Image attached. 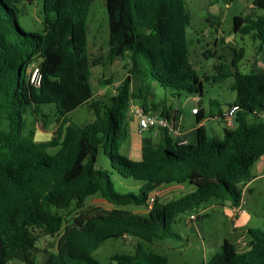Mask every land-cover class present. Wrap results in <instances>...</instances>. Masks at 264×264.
I'll return each instance as SVG.
<instances>
[{
    "label": "trees",
    "instance_id": "trees-1",
    "mask_svg": "<svg viewBox=\"0 0 264 264\" xmlns=\"http://www.w3.org/2000/svg\"><path fill=\"white\" fill-rule=\"evenodd\" d=\"M17 2L0 0V264H98L93 253L105 241L125 237L135 240V250L115 256L119 264H168L144 245L179 238L172 229L179 217L206 210L213 201L238 206L254 179V165L264 157V69L241 73L236 63L243 49L231 64L217 58L212 80H232L235 98L227 108L238 107L233 126H225L220 139H208L199 128L194 143H178L158 130V141L131 161L119 151L128 140L133 101L145 112L169 117L165 104L148 101L153 86L169 90L173 103L202 95L188 58L186 0H106V49L97 56L87 49L92 0H42L41 33L21 29ZM253 7L261 15L233 17L232 31L250 36L264 55V0H254ZM205 21L220 26L217 19ZM116 60L127 62L126 76L114 95L96 96L92 68ZM33 69L40 74L38 86L28 80ZM112 82L102 76L98 85ZM81 107L93 119L77 125L69 114ZM197 113L201 121L203 111ZM38 119L54 124L49 141H35L29 127ZM100 150L121 178L142 183L137 193L115 190L111 173L97 166ZM182 185L191 190L162 202L157 196L148 208L155 191ZM94 198L110 208L90 204ZM40 235L52 241L39 247ZM243 242L223 240L204 264H264V231L248 229Z\"/></svg>",
    "mask_w": 264,
    "mask_h": 264
},
{
    "label": "rangeland",
    "instance_id": "rangeland-1",
    "mask_svg": "<svg viewBox=\"0 0 264 264\" xmlns=\"http://www.w3.org/2000/svg\"><path fill=\"white\" fill-rule=\"evenodd\" d=\"M254 0H186V9L190 15L189 28L187 37L194 35L188 43L189 63L197 72L202 83V95L194 101V96H181L173 107L188 105L195 102L201 107L206 114L211 110L215 116L219 111L225 114L227 105L235 98L234 91L231 90V79H223L220 82H213L212 77L216 74L214 65L217 58L223 62L231 64L235 58V51L244 50V57L236 63L237 69L243 73L260 72L264 68V60L254 63L257 60L259 52L257 51L258 42L252 40L248 35L235 34L232 31L233 17L243 16L250 13L251 17L261 15V11L253 7ZM18 14V24L25 32L41 33L42 31V0H18L16 4ZM209 18L215 23L216 19L220 21V26L216 29L213 24L208 23L205 19ZM217 30V31H216ZM108 35V24L106 14V0H92L89 15L86 21L87 49L89 55L97 56L102 53L100 49H106ZM191 42V43H190ZM104 52V51H103ZM93 76L90 84L93 93L96 96L103 95L98 80L112 77V81L118 83L127 73V62L116 60L111 66L103 68L97 66L92 68ZM207 79H204V78ZM115 88V87H114ZM112 88V89H114ZM108 89H111L108 88ZM169 90H163L155 86L152 93L153 97L149 102L155 104H171ZM112 90H110V95ZM107 95V93H106ZM109 94L107 96H110ZM212 101V104L209 102ZM140 103V101H138ZM30 119L29 113L26 115ZM130 117V116H129ZM72 123L77 125L86 124L93 119V114L86 107L78 108L69 114ZM221 119L212 123H205L207 136H212L210 127L212 124H221ZM30 122V120H29ZM223 124V123H222ZM225 125V124H224ZM34 130L36 142L49 141L54 136L55 126L49 120L43 124L41 119L30 125ZM127 137L132 136L130 124L126 126ZM147 136L145 135L144 138ZM54 153V150L50 151ZM119 154L129 159L124 151L120 149ZM97 166L111 173V180L114 188L120 193H137L141 182L132 179H123L112 170L107 157L100 150L97 155ZM252 191L243 190L242 197L244 200V210L247 211L239 218L237 226L244 224L245 227L259 228L264 231V178H259L250 187ZM159 194V191H158ZM160 194L162 192L160 191ZM159 194V200L166 201L180 197V195ZM217 201L211 202L212 204ZM99 208L108 209V206L98 199L89 202ZM228 203L223 206L228 208ZM134 213L144 214L147 209H133L130 206L123 207ZM207 209V208H206ZM206 210V214L196 221L189 222V214H182L179 220L172 225V229L179 235L176 239H167L162 242H155L152 245H144L146 249L153 251L167 258L168 264H204L211 256L219 252L220 245L224 238L233 239L232 220L230 213L222 207H217L214 211ZM60 215H66L65 211H60ZM246 220V222H245ZM242 221V222H241ZM236 222V221H235ZM239 229H244L240 227ZM46 241L51 242L49 238L40 235L38 246H46ZM232 241V240H231ZM243 245V241L239 242ZM136 242L130 237L109 239L105 241L94 253L93 258L98 264H119L114 257L132 254L135 250Z\"/></svg>",
    "mask_w": 264,
    "mask_h": 264
},
{
    "label": "crops",
    "instance_id": "crops-1",
    "mask_svg": "<svg viewBox=\"0 0 264 264\" xmlns=\"http://www.w3.org/2000/svg\"><path fill=\"white\" fill-rule=\"evenodd\" d=\"M193 37H194V35H191V36H188L187 39L190 40ZM262 60H264V55H263V53H260L257 60H254V63L262 62ZM122 62H125V61H122ZM125 76L126 75H124V77ZM124 77L118 83L112 82V84L110 86H100L102 89L101 92H103L105 94L107 93V95L108 94L110 95V90H112V93L110 96L114 95L115 91L112 88L118 86V84L124 79ZM110 87H111V89H108ZM154 90H155V86H153V88H152V93L154 92ZM191 96H194L195 102H196V100L199 99L198 97H200L198 95H191ZM164 101H162V103H159V104H162V106L165 104V108L166 109L168 108L167 110H169V116H176V118L178 120L177 135L173 136L175 141L178 143H194L195 138H196V133H197V130L199 128H203L205 130V134L207 136V132L205 129V123H212L213 121L217 120V118L219 117V115L215 116L214 114H212L211 110H209L208 114H206L201 107H199L197 104H195V102H190L188 107L186 105H182L181 107H178V106L173 107V102H171V104H166ZM212 103H213L212 101L209 102V104H212ZM132 105L141 107V102L138 103V101H133ZM157 109L159 110V109H161V107L157 108ZM192 109L202 110L204 118L201 121H198V118H197L198 113L193 114L191 112ZM149 112H151V111H149ZM154 113L158 114V111L156 110V112H154ZM222 117H223V114L221 113V121L219 120L221 124H212L211 125L210 131H211L212 136H209V137L207 136L208 139H211V138L220 139L222 137L224 127H225V125L222 124L223 123ZM128 123L130 124V130L132 131L133 134H132V136H130L128 138L127 142L125 143V145H123L121 150L124 151V154L131 161H139L141 158V148L143 146H146V145H154L158 141L160 133L157 130H151L149 132H146L143 135H138L136 119L134 117H130ZM145 135L147 136L146 138H144ZM253 174H254V179L250 183H248L244 188V189H246V191H252V189H250V187L253 185V183H255L256 180L259 178H264V158L259 159L255 163L254 168H253ZM190 190L191 189L189 186L182 185V186H171L169 188H165V189L160 190V191L162 192V194L164 193V195L165 194L167 195L169 193H170L169 195H174V194L183 195L184 193L189 192ZM160 191H159V194H160ZM159 194H158V196H159ZM162 194H160V195H162ZM94 200H95V198L92 199L90 202H93ZM98 200L103 202V204L105 203L101 199H98ZM106 205L108 206V209H109L110 206L108 204H106ZM217 207H222L223 209L228 210V212L230 213V216H231L230 220L233 221L232 222L233 225H232V229H231V232L233 233V239L228 240L227 238H224L223 240H228L229 242H231L233 244L240 245L239 242L244 241L245 234H246L247 230L250 228L245 227L244 224L237 226V224H238L237 220L239 218H241L247 211L243 214L235 215L233 213L232 207H230V205H228V208H226L223 205L212 204V203L206 207L207 208L206 210L214 211V210H216ZM208 211H207V213H208ZM207 215L208 214H206V216ZM245 222H246V220H245ZM240 227L241 228L244 227L243 231H242V229H239Z\"/></svg>",
    "mask_w": 264,
    "mask_h": 264
},
{
    "label": "built area",
    "instance_id": "built-area-1",
    "mask_svg": "<svg viewBox=\"0 0 264 264\" xmlns=\"http://www.w3.org/2000/svg\"><path fill=\"white\" fill-rule=\"evenodd\" d=\"M29 83L33 86H38L40 83V74L37 69H33L28 76ZM237 106H232L227 109L226 113L223 114V121L226 127H232L233 126V117L235 112L237 111ZM193 114H196L198 112V109H192L191 111ZM129 116L134 117L137 122V133L138 135H143L146 132H149L151 130H163L167 134L173 136L177 135V124L178 120L176 116H169V117H162L157 113L154 112H145L142 107L140 106H133L131 103L130 109H129ZM264 157H261L260 159H263ZM158 196V191H155L154 194L150 197L148 208H150L155 201L156 197ZM232 211L235 215H240L245 213L244 210V200L243 197L241 199V202L238 206L232 207ZM206 210H200L197 213L189 215V222L192 223L198 219V217L203 216L205 214Z\"/></svg>",
    "mask_w": 264,
    "mask_h": 264
},
{
    "label": "water",
    "instance_id": "water-1",
    "mask_svg": "<svg viewBox=\"0 0 264 264\" xmlns=\"http://www.w3.org/2000/svg\"><path fill=\"white\" fill-rule=\"evenodd\" d=\"M191 43V42H190ZM1 250H2V245H1V242H0V254H1Z\"/></svg>",
    "mask_w": 264,
    "mask_h": 264
}]
</instances>
